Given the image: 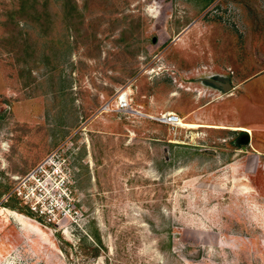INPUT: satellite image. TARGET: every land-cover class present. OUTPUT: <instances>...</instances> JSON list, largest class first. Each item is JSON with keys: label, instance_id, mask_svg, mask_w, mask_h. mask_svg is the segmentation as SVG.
Wrapping results in <instances>:
<instances>
[{"label": "rangeland", "instance_id": "rangeland-1", "mask_svg": "<svg viewBox=\"0 0 264 264\" xmlns=\"http://www.w3.org/2000/svg\"><path fill=\"white\" fill-rule=\"evenodd\" d=\"M0 264H264V0H0Z\"/></svg>", "mask_w": 264, "mask_h": 264}, {"label": "trees", "instance_id": "trees-1", "mask_svg": "<svg viewBox=\"0 0 264 264\" xmlns=\"http://www.w3.org/2000/svg\"><path fill=\"white\" fill-rule=\"evenodd\" d=\"M156 124H158V123H156ZM162 127H164V126H162ZM13 197H16V195L12 194L11 197H9V200L7 202L1 203V206L8 208L10 210H13V211H17L18 213L23 214L24 216H26L28 218L37 220L38 222L41 221V219L38 217L37 213L34 212L33 210H31L30 208H28L26 206L25 207H17L15 205H12L11 201H12V199H14ZM93 224H94V222H93ZM54 235L60 243L66 244V245L69 244L67 242V240H65V238L60 233L54 232ZM86 236H88L92 240V242L94 243V247H93V251H92L93 252L92 258L97 259L99 256H101V253L105 252V250H106L105 246L103 244L101 235H100V230L97 227L94 228V227H92V225H90L89 233H87ZM63 253L65 254L66 258H68V253L65 252L64 250H63Z\"/></svg>", "mask_w": 264, "mask_h": 264}, {"label": "built area", "instance_id": "built-area-1", "mask_svg": "<svg viewBox=\"0 0 264 264\" xmlns=\"http://www.w3.org/2000/svg\"><path fill=\"white\" fill-rule=\"evenodd\" d=\"M123 95H124V97H123ZM115 107H116L115 111H118V112L128 110L130 108V102L128 99V95L122 94L121 96H119ZM109 110H110V108H109ZM151 119H153L156 123H158L161 126H167L169 128H172V129L182 127L181 126L182 125L181 124L182 119H180L179 117H177L175 114H172V113H164L158 117L151 118Z\"/></svg>", "mask_w": 264, "mask_h": 264}, {"label": "water", "instance_id": "water-1", "mask_svg": "<svg viewBox=\"0 0 264 264\" xmlns=\"http://www.w3.org/2000/svg\"><path fill=\"white\" fill-rule=\"evenodd\" d=\"M229 85H224V91H227V90H231V87L229 86ZM243 132V135H242V137H240V139H239V141H240V143L243 145L242 146V150L244 151L245 150V147H244V144H248L249 143V136H248V132H246V131H242ZM194 257H198V254H196ZM193 257V258H194Z\"/></svg>", "mask_w": 264, "mask_h": 264}, {"label": "flooded vegetation", "instance_id": "flooded-vegetation-1", "mask_svg": "<svg viewBox=\"0 0 264 264\" xmlns=\"http://www.w3.org/2000/svg\"><path fill=\"white\" fill-rule=\"evenodd\" d=\"M210 84H212L215 88H218L219 86H222L221 84H219L218 82H212V83H210ZM229 87V86H228ZM238 134V137L236 138V142L238 143V144H240V141H239V139H240V137H242V135H243V132H239V133H237ZM240 148L242 149V146H240Z\"/></svg>", "mask_w": 264, "mask_h": 264}, {"label": "bare ground", "instance_id": "bare-ground-1", "mask_svg": "<svg viewBox=\"0 0 264 264\" xmlns=\"http://www.w3.org/2000/svg\"><path fill=\"white\" fill-rule=\"evenodd\" d=\"M123 97H124V95H123ZM123 97H122V98H123ZM181 124H182V125H181L182 127H186V128H197V127L194 126V125L185 124V123H183V122H181Z\"/></svg>", "mask_w": 264, "mask_h": 264}, {"label": "crops", "instance_id": "crops-1", "mask_svg": "<svg viewBox=\"0 0 264 264\" xmlns=\"http://www.w3.org/2000/svg\"><path fill=\"white\" fill-rule=\"evenodd\" d=\"M190 125H194V126L198 127L196 124H193V123H190ZM190 129H196V128H190ZM236 130H242V131L249 132L247 129H244V128H238Z\"/></svg>", "mask_w": 264, "mask_h": 264}]
</instances>
